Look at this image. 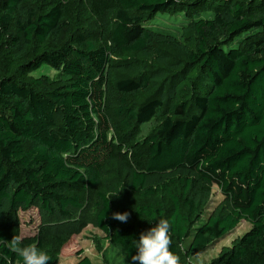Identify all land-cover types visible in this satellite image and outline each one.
<instances>
[{
  "label": "trees",
  "instance_id": "16d2710c",
  "mask_svg": "<svg viewBox=\"0 0 264 264\" xmlns=\"http://www.w3.org/2000/svg\"><path fill=\"white\" fill-rule=\"evenodd\" d=\"M32 1L0 0V264H23L9 241L33 245L20 219L33 208L49 264L90 225L133 264L162 218L180 264L242 221L209 264H264V0H89L83 26L72 0ZM160 14L188 21L186 41L150 26ZM44 66L56 77L33 76ZM120 158L128 195L94 199ZM214 187L224 204L208 213Z\"/></svg>",
  "mask_w": 264,
  "mask_h": 264
},
{
  "label": "rangeland",
  "instance_id": "374dc122",
  "mask_svg": "<svg viewBox=\"0 0 264 264\" xmlns=\"http://www.w3.org/2000/svg\"><path fill=\"white\" fill-rule=\"evenodd\" d=\"M43 0H33V6H38ZM74 7L80 10L77 15V24L83 26L84 19L89 15L87 5L89 0H72ZM188 21L182 16H168L158 15L157 18L150 24L156 30L172 35L174 37L182 38L184 28L187 26ZM90 30H94L93 37L101 38L102 31H100L98 23H90L87 26ZM72 29H66L64 31L63 41L68 40L71 35ZM182 41H186L182 38ZM237 41V40H236ZM235 41V43H236ZM234 43V44H235ZM57 73L50 69L48 66H44L39 71L33 74L34 77L39 78L41 76H48L51 78L56 77ZM118 73L114 75V78L118 79ZM108 99H118V94L107 88ZM157 123L155 120L141 127L139 131V139L147 137L156 127ZM125 163L123 158L111 163L106 169L104 175V181L102 186L95 193L94 199H98V193L107 195L110 199H114L117 196L124 197L128 195L127 187L124 185L125 172L122 166ZM224 196L218 187L213 188V195L211 204L208 209V213L215 212L223 207ZM20 219L22 223V238L26 243L36 244L40 237V230L42 227V219L39 211L35 208L20 213ZM252 226L246 221H242L240 225L231 233L227 234L222 239L214 242L209 249L193 258H185V264H209L212 260L219 257L220 253L224 248H231L233 243L242 238L246 233L251 230ZM76 248L68 256L60 258L58 264H77L82 257H89L94 264H126L124 256L121 251L111 245L110 241L107 240L106 236L92 225L86 227L82 233L74 239ZM190 240L185 242L183 250L189 247ZM79 251L83 252L82 255H78ZM185 254V253H184ZM19 264V263H16Z\"/></svg>",
  "mask_w": 264,
  "mask_h": 264
},
{
  "label": "clouds",
  "instance_id": "9594fccd",
  "mask_svg": "<svg viewBox=\"0 0 264 264\" xmlns=\"http://www.w3.org/2000/svg\"><path fill=\"white\" fill-rule=\"evenodd\" d=\"M113 218L127 222L128 213H114ZM171 224L167 219H159L156 225L140 234L136 241L135 255L131 256L133 264H180L179 257L171 250ZM21 237L13 236L9 241V250L20 256L23 264H49V255L35 244L21 247Z\"/></svg>",
  "mask_w": 264,
  "mask_h": 264
}]
</instances>
